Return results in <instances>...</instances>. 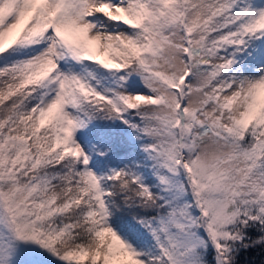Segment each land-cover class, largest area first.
I'll list each match as a JSON object with an SVG mask.
<instances>
[{
    "label": "snow or ice",
    "instance_id": "snow-or-ice-1",
    "mask_svg": "<svg viewBox=\"0 0 264 264\" xmlns=\"http://www.w3.org/2000/svg\"><path fill=\"white\" fill-rule=\"evenodd\" d=\"M0 264H264V0H0Z\"/></svg>",
    "mask_w": 264,
    "mask_h": 264
}]
</instances>
